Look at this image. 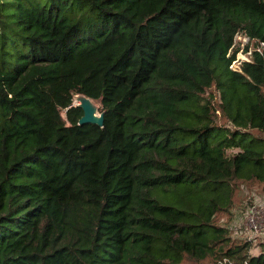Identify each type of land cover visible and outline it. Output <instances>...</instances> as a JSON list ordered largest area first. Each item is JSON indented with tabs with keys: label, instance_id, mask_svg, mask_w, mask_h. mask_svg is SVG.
Returning a JSON list of instances; mask_svg holds the SVG:
<instances>
[{
	"label": "trees",
	"instance_id": "trees-1",
	"mask_svg": "<svg viewBox=\"0 0 264 264\" xmlns=\"http://www.w3.org/2000/svg\"><path fill=\"white\" fill-rule=\"evenodd\" d=\"M236 35L264 43V0H0V264H264L215 222L264 194Z\"/></svg>",
	"mask_w": 264,
	"mask_h": 264
},
{
	"label": "rangeland",
	"instance_id": "rangeland-1",
	"mask_svg": "<svg viewBox=\"0 0 264 264\" xmlns=\"http://www.w3.org/2000/svg\"><path fill=\"white\" fill-rule=\"evenodd\" d=\"M73 101L76 105L77 96L73 98ZM94 106L99 108L98 103H94ZM62 116L64 117L63 113ZM216 123L224 125L227 121L223 117H219L216 118ZM260 136L264 138V132L261 133ZM237 187L231 209L225 213L219 214L215 222L229 229L234 242L249 243V254L256 256L264 250V194L257 184L249 185L246 183ZM253 208L258 213L257 225L260 226L258 232L252 231L247 223V211ZM203 264H213V261L209 260L207 263Z\"/></svg>",
	"mask_w": 264,
	"mask_h": 264
},
{
	"label": "built area",
	"instance_id": "built-area-1",
	"mask_svg": "<svg viewBox=\"0 0 264 264\" xmlns=\"http://www.w3.org/2000/svg\"><path fill=\"white\" fill-rule=\"evenodd\" d=\"M234 47L238 48V52L236 53V57L234 61L231 63L230 68L232 70L239 69L240 65L243 62H249L252 55V51H256L260 54H262V52L264 51V43L260 42L256 44L254 40H250L249 38L241 35L235 36ZM257 219H258V213L254 208L247 211L248 226L252 231L255 232H258L260 230V226L257 225ZM263 220H264V215H263ZM219 264H233V263L228 262L227 260H223ZM243 264H247V262H244Z\"/></svg>",
	"mask_w": 264,
	"mask_h": 264
},
{
	"label": "water",
	"instance_id": "water-1",
	"mask_svg": "<svg viewBox=\"0 0 264 264\" xmlns=\"http://www.w3.org/2000/svg\"><path fill=\"white\" fill-rule=\"evenodd\" d=\"M83 113V116L79 119L78 125H95L99 128L103 126V115L99 114L98 108L94 106V103L83 96H77V104Z\"/></svg>",
	"mask_w": 264,
	"mask_h": 264
}]
</instances>
